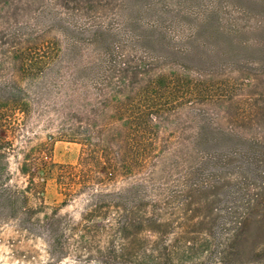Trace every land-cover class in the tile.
I'll list each match as a JSON object with an SVG mask.
<instances>
[{
  "label": "rangeland",
  "instance_id": "374dc122",
  "mask_svg": "<svg viewBox=\"0 0 264 264\" xmlns=\"http://www.w3.org/2000/svg\"><path fill=\"white\" fill-rule=\"evenodd\" d=\"M0 6V30L30 23L63 52L62 71L35 80L50 88L32 93L29 114L19 116L12 183L25 186L18 163L40 144L54 162L77 166L89 153L88 136L96 158L128 165L113 181L73 184L68 195L50 180L45 207L31 201L26 227L0 222V264H264V255L251 254L254 228L243 257L233 250L222 257L220 236L231 226L201 224L211 209L238 207L245 193L255 194L253 171H264V0ZM39 14L75 16L78 30L66 37L62 26L44 29ZM12 75L0 53V82ZM194 186L204 193L196 196ZM124 210L137 228L127 233ZM146 215L167 225L160 235L139 230Z\"/></svg>",
  "mask_w": 264,
  "mask_h": 264
},
{
  "label": "trees",
  "instance_id": "16d2710c",
  "mask_svg": "<svg viewBox=\"0 0 264 264\" xmlns=\"http://www.w3.org/2000/svg\"><path fill=\"white\" fill-rule=\"evenodd\" d=\"M7 3V5L11 4ZM4 10L5 8L0 6V14ZM36 17L43 19L39 25L44 29L62 26L66 37H69V33H75L78 30L75 16L67 19L59 14L56 17L47 15L41 18L39 14ZM16 21L14 26L9 24L6 30H0L1 57L8 59L13 69L11 78L0 82V222L15 219L20 223L24 222L23 226L26 227L25 225H28L35 215L34 209L30 206L31 201L36 200L45 207L44 196L50 180L56 181L62 195H68L73 184H77L80 189L92 183L102 185L107 180L113 181L117 173L123 170L128 171V165L127 162L123 165L115 160L96 158L91 149L93 147L92 138L88 136L86 140L88 142L84 145L90 147L89 153L87 156H82L77 166L54 162L50 156L52 150H46L45 145L47 144H40L25 153L18 163L17 171L26 179L25 186L19 188L12 183L13 173L10 159L12 156H17L14 154V141L11 137L17 129L19 116L25 117L29 114L32 107V93L50 88L45 85L42 89L41 85L35 84V80L52 79L53 73H60L62 64L58 59L63 54L61 50L56 53L50 42L42 41L36 33L29 30L30 23ZM97 27L105 29L102 26ZM102 30H94V33L98 35ZM71 44L75 45V41L72 40ZM72 49L71 47L70 50ZM45 51L47 55L41 56L40 53ZM231 155L234 153H229V156ZM253 173L260 183L255 194L245 193L241 198L242 204L238 207L223 211L211 209L208 216H203L202 225L222 219L224 225L231 226L220 236L223 241L220 244L222 257H230L232 250L242 257L245 255L249 238L247 234L250 228H254L255 236L251 254L264 255V171L256 167ZM194 187H196L194 189L196 196L204 193L203 187ZM203 205L202 208L205 209ZM124 211L126 212L125 219L120 224V229L121 232L127 233L137 228L135 219L128 214V210ZM57 214L58 210H55L54 216ZM140 225L139 230L146 229L154 235H160L159 229L163 226L167 227L166 224H161L160 220L148 215ZM260 247L262 252H256Z\"/></svg>",
  "mask_w": 264,
  "mask_h": 264
}]
</instances>
